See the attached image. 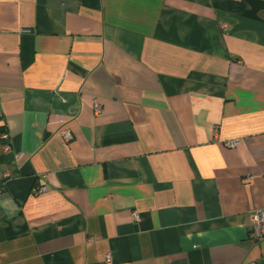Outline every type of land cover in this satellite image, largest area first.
Masks as SVG:
<instances>
[{"label": "crops", "instance_id": "crops-1", "mask_svg": "<svg viewBox=\"0 0 264 264\" xmlns=\"http://www.w3.org/2000/svg\"><path fill=\"white\" fill-rule=\"evenodd\" d=\"M0 113V264H264V0H0Z\"/></svg>", "mask_w": 264, "mask_h": 264}, {"label": "built area", "instance_id": "built-area-1", "mask_svg": "<svg viewBox=\"0 0 264 264\" xmlns=\"http://www.w3.org/2000/svg\"><path fill=\"white\" fill-rule=\"evenodd\" d=\"M96 110H100L101 106L98 102H96L95 104ZM1 115V113H0ZM218 132V128L217 126L215 127V133ZM63 138L65 141L69 142L70 140H72L73 138V133L70 129H64L61 132ZM1 137L6 141L5 143V149L9 150L11 149V145L12 142L10 140V135L7 132H3L1 134ZM241 140H229L225 142V145L227 147H234L238 144H240ZM17 156H20V153L17 154ZM47 179V175L44 174L40 177L39 183L36 185L35 189H34V193H41V192H45L48 191V184L46 182ZM135 219L139 220L140 216L135 213L134 214ZM252 225L250 228V236L253 237L255 240L257 241H261L262 239H264V211L263 210H259L257 211L253 218H252ZM105 264H113L112 262V256L111 253H107L105 255Z\"/></svg>", "mask_w": 264, "mask_h": 264}, {"label": "water", "instance_id": "water-1", "mask_svg": "<svg viewBox=\"0 0 264 264\" xmlns=\"http://www.w3.org/2000/svg\"><path fill=\"white\" fill-rule=\"evenodd\" d=\"M5 130L4 129H0V134L3 133Z\"/></svg>", "mask_w": 264, "mask_h": 264}]
</instances>
